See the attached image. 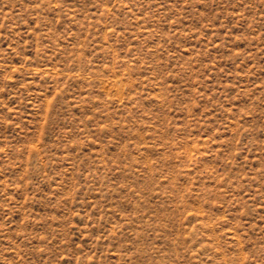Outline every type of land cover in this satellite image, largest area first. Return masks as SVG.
<instances>
[{"label":"rangeland","instance_id":"obj_1","mask_svg":"<svg viewBox=\"0 0 264 264\" xmlns=\"http://www.w3.org/2000/svg\"><path fill=\"white\" fill-rule=\"evenodd\" d=\"M0 264H264V0H0Z\"/></svg>","mask_w":264,"mask_h":264}]
</instances>
